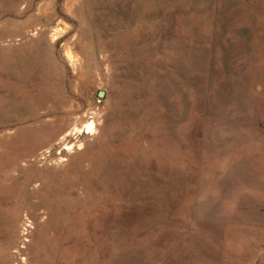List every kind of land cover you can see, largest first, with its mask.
Here are the masks:
<instances>
[{
  "label": "rangeland",
  "instance_id": "obj_1",
  "mask_svg": "<svg viewBox=\"0 0 264 264\" xmlns=\"http://www.w3.org/2000/svg\"><path fill=\"white\" fill-rule=\"evenodd\" d=\"M0 264H264V0H0Z\"/></svg>",
  "mask_w": 264,
  "mask_h": 264
},
{
  "label": "water",
  "instance_id": "obj_2",
  "mask_svg": "<svg viewBox=\"0 0 264 264\" xmlns=\"http://www.w3.org/2000/svg\"><path fill=\"white\" fill-rule=\"evenodd\" d=\"M99 95L101 96V95H103V93L102 92H99Z\"/></svg>",
  "mask_w": 264,
  "mask_h": 264
}]
</instances>
